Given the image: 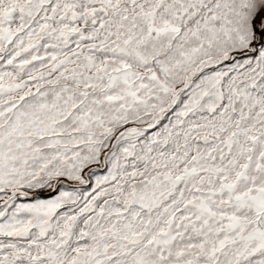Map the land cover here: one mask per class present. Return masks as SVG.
Wrapping results in <instances>:
<instances>
[{
    "label": "snow or ice",
    "instance_id": "obj_1",
    "mask_svg": "<svg viewBox=\"0 0 264 264\" xmlns=\"http://www.w3.org/2000/svg\"><path fill=\"white\" fill-rule=\"evenodd\" d=\"M0 264H264V0H0Z\"/></svg>",
    "mask_w": 264,
    "mask_h": 264
}]
</instances>
